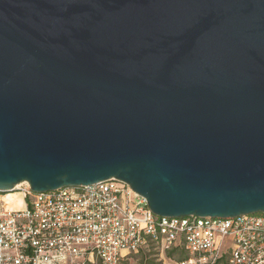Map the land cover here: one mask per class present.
Here are the masks:
<instances>
[{"label": "water", "instance_id": "water-1", "mask_svg": "<svg viewBox=\"0 0 264 264\" xmlns=\"http://www.w3.org/2000/svg\"><path fill=\"white\" fill-rule=\"evenodd\" d=\"M110 178L264 214V0H0V192Z\"/></svg>", "mask_w": 264, "mask_h": 264}, {"label": "built area", "instance_id": "built-area-1", "mask_svg": "<svg viewBox=\"0 0 264 264\" xmlns=\"http://www.w3.org/2000/svg\"><path fill=\"white\" fill-rule=\"evenodd\" d=\"M17 186L24 207L0 203V264H123L148 246L164 264H264L263 213L159 216L117 178L48 192ZM176 249L185 256L171 261Z\"/></svg>", "mask_w": 264, "mask_h": 264}, {"label": "rangeland", "instance_id": "rangeland-1", "mask_svg": "<svg viewBox=\"0 0 264 264\" xmlns=\"http://www.w3.org/2000/svg\"><path fill=\"white\" fill-rule=\"evenodd\" d=\"M16 191V190H14ZM0 203L7 209L18 211L22 209L23 199L18 192H6L0 195ZM99 264V263H97ZM123 264H164L160 252L152 246L144 247L142 251L131 254ZM165 264H168L166 262Z\"/></svg>", "mask_w": 264, "mask_h": 264}, {"label": "trees", "instance_id": "trees-1", "mask_svg": "<svg viewBox=\"0 0 264 264\" xmlns=\"http://www.w3.org/2000/svg\"><path fill=\"white\" fill-rule=\"evenodd\" d=\"M176 251L178 252L179 250L176 249V250L170 251V252L168 253V256H169V258H170L171 261H174V260H177V259H182V258H184L185 255H184L183 252L179 253V255L176 256V255H175Z\"/></svg>", "mask_w": 264, "mask_h": 264}, {"label": "bare ground", "instance_id": "bare-ground-1", "mask_svg": "<svg viewBox=\"0 0 264 264\" xmlns=\"http://www.w3.org/2000/svg\"><path fill=\"white\" fill-rule=\"evenodd\" d=\"M17 187H18V186H17ZM17 187H15V188H17ZM14 190H15V189H14ZM14 190H13V191H10V192H17V191H14Z\"/></svg>", "mask_w": 264, "mask_h": 264}]
</instances>
